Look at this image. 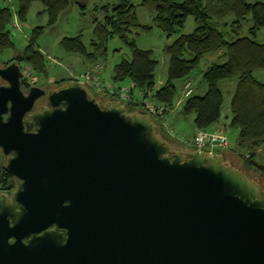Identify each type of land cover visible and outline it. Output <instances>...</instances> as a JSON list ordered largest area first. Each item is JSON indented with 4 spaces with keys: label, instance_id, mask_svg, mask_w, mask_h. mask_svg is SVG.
I'll return each instance as SVG.
<instances>
[{
    "label": "water",
    "instance_id": "95a60500",
    "mask_svg": "<svg viewBox=\"0 0 264 264\" xmlns=\"http://www.w3.org/2000/svg\"><path fill=\"white\" fill-rule=\"evenodd\" d=\"M20 77L0 67L17 179L11 205L0 199V264H264V190L222 153L171 149L149 115L82 81L24 93Z\"/></svg>",
    "mask_w": 264,
    "mask_h": 264
},
{
    "label": "trees",
    "instance_id": "16d2710c",
    "mask_svg": "<svg viewBox=\"0 0 264 264\" xmlns=\"http://www.w3.org/2000/svg\"><path fill=\"white\" fill-rule=\"evenodd\" d=\"M35 2L42 6L38 15H45L47 25L53 24L57 16L74 3L73 0H0V55L16 50L10 29L13 11L17 19L25 23L27 12ZM139 5L149 11L150 24L138 22L131 0H118L116 4L100 7L104 17L94 20L93 39L88 49L80 34L62 38L60 46L68 53L79 55L91 66L105 57L107 40L118 37L130 49L131 58L114 65L108 82L117 86L130 83L129 99L121 104L128 113L142 115L147 113L139 105L140 97L135 93L141 92L152 102L172 110L177 99L174 82L187 80L203 57L219 53L217 61L211 63L200 77L203 93L193 91L175 111L183 117H192L194 129H211L222 116L224 97L219 83L234 81L227 106L229 115L226 116L227 126L237 132L236 146L232 150L238 154L245 171H252L264 179V154L260 162L255 160L257 151L264 148V82L254 78L256 71L264 69V42L256 40L258 31L264 28V3L248 0H141ZM188 17L193 18L195 27L192 32L183 34L181 29ZM153 27L167 38L173 37L163 48L168 65L165 81L158 88L154 82L158 61L152 50L138 48L130 37L134 28L149 31ZM43 28V25L33 27L29 41L12 59L19 65L30 66L39 76L47 75L46 58L35 46ZM68 80H60L57 85ZM85 85L95 95L113 103L119 100L115 93L99 91L88 83ZM157 127L160 136L168 141L162 126L158 124ZM176 143L195 149L191 145ZM246 154L247 159H244Z\"/></svg>",
    "mask_w": 264,
    "mask_h": 264
},
{
    "label": "rangeland",
    "instance_id": "374dc122",
    "mask_svg": "<svg viewBox=\"0 0 264 264\" xmlns=\"http://www.w3.org/2000/svg\"><path fill=\"white\" fill-rule=\"evenodd\" d=\"M141 0H131V3L135 7V14L137 20L141 24H150V13L144 7L139 5ZM251 3L262 2L264 0H248ZM74 3L69 5L65 10H63L56 18L55 22L51 25L46 24L45 15H38V12L42 10V6L38 3H32L27 15L26 22L21 23L13 11L12 20L10 23L11 36L15 42L16 50L6 51L4 54L0 55V65H4L15 60L17 52L21 51L26 43L29 41L30 30L39 25H43L44 28L42 33L37 37L35 46L44 54L46 58V76H39L34 73V71L28 65L21 64V78L28 83V72L37 77L36 84L54 86L57 82L63 79L69 80H79L84 83L82 75L89 72L94 78L99 80V82H108L113 71V67L116 63L120 62L122 59L129 60L131 58L130 49L124 45L118 37H112L107 40L106 43V55L99 63L89 66L84 60L77 54L68 53L60 46V40L64 37H75L81 35V41L88 49L90 42L93 39L92 30L94 26V20H101L104 17L102 10L100 9L103 5L116 4L118 0H73ZM10 4V3H9ZM195 27V23L192 17H188L181 33L188 34L192 32ZM134 39L135 44L140 49H150L152 50L153 57L158 61V65L154 72L155 87L161 86L166 78L168 57L164 53L163 48L166 44L172 41L173 37L167 38L159 29L153 27L149 31L140 30L134 28L130 35ZM256 40L258 42H264V28H261L258 33ZM216 54L207 55L203 57L197 68H195L187 80L191 81V85L195 94H202L204 91V86L200 82V77L206 68L213 62H216ZM16 62V61H15ZM255 80L259 82H264V69L256 71L254 73ZM186 80H177L174 82L177 89V99L175 102V108L172 112H168L170 117V127L172 132L176 136L190 137L187 133L192 129V117H183L175 111L182 102V86ZM230 81H223L219 83L220 90L223 93L224 103L221 109L222 116L219 123L227 121V116L229 115L227 109L228 106V95L226 94L225 84ZM90 84V83H88ZM90 93L98 100L103 103L111 102L107 98L100 95H95L91 90ZM136 95V93H135ZM113 103V102H111ZM226 134L227 142L230 148L221 151L223 157L227 162L239 169L244 176L249 179H254L264 190V179H262L258 174L250 171H245L242 162L238 159L236 153L232 149L235 148V138L236 130L229 128L222 129ZM192 131V130H191ZM165 134L168 136V143L171 149L175 151L186 152L190 149L176 143L175 137ZM232 150V151H231ZM264 154V148L257 151L256 161L260 162V158ZM247 159V154L243 156Z\"/></svg>",
    "mask_w": 264,
    "mask_h": 264
},
{
    "label": "built area",
    "instance_id": "2783aa9c",
    "mask_svg": "<svg viewBox=\"0 0 264 264\" xmlns=\"http://www.w3.org/2000/svg\"><path fill=\"white\" fill-rule=\"evenodd\" d=\"M83 81L90 83L95 89L99 91H107L109 93H115L118 95V103H122L129 99V91L132 88L130 83L123 84L122 86L113 85L109 82H99L93 75L89 72L82 75ZM28 83L30 86L35 85L37 82V77L28 72ZM79 81V80H77ZM190 80L184 81L182 86V100L189 97L193 88ZM136 97H140L139 105L146 111L149 115L151 121L162 126L163 130L175 139L186 145L193 146L196 150L201 151H214L215 150H226L228 148V142L226 134L218 129H194L191 136L186 138L184 136H176L170 127V117L168 112L172 110H167L163 105L156 104L152 102L149 97H146L143 93L137 92ZM208 149V150H207Z\"/></svg>",
    "mask_w": 264,
    "mask_h": 264
},
{
    "label": "flooded vegetation",
    "instance_id": "af4514ba",
    "mask_svg": "<svg viewBox=\"0 0 264 264\" xmlns=\"http://www.w3.org/2000/svg\"><path fill=\"white\" fill-rule=\"evenodd\" d=\"M8 64L9 63L4 64V65H0V67L3 68L5 66H7ZM20 81H21V90L24 93H26L28 90V87L30 85H28V87H24V85H23L24 83H23V80L21 77H20ZM5 84H6V81L0 78V85H5ZM35 85L44 89L45 92H47L49 90L57 89L62 84L61 85L48 86V85H41V84L37 83ZM46 104H47L46 96L39 97L34 104L33 110L39 111L41 108H44L46 106ZM8 159H9V155H5L2 151V149L0 148V199H3V197H5V203L7 206L11 205V203H12V200H13L12 195L16 189V181H17V179L15 177H13L12 175H10L6 169V164H7ZM225 161L227 162L226 159H225ZM9 222H10V225H12V222L10 221V219H9ZM8 242L12 243L13 239H9Z\"/></svg>",
    "mask_w": 264,
    "mask_h": 264
},
{
    "label": "crops",
    "instance_id": "0c3cea01",
    "mask_svg": "<svg viewBox=\"0 0 264 264\" xmlns=\"http://www.w3.org/2000/svg\"><path fill=\"white\" fill-rule=\"evenodd\" d=\"M218 54H219V53H218ZM218 54H216V55H217V56H216V59H217V57H218ZM224 86H225L226 94L228 95V101H229L230 94H231V92H232V90H233L234 81H230V82L226 83ZM219 88H220V87H219ZM226 110L228 111V107H227ZM178 114H179V113H178ZM179 115H180V114H179ZM225 116H227V114H226ZM226 126H227V121H226V122H223V123H222V122L219 123V121H218L215 125L212 126V128L223 131L222 129H225ZM191 130H192V131H191ZM191 130L189 131V133H187L189 136L192 134V132H193V130H194L193 125H192V129H191ZM186 138H187V137H186ZM228 148H230L229 145H228ZM222 151H224V150H222Z\"/></svg>",
    "mask_w": 264,
    "mask_h": 264
}]
</instances>
